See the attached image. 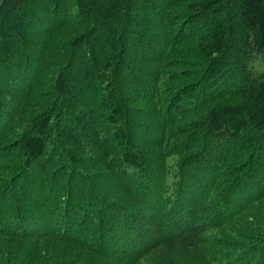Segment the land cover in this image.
Instances as JSON below:
<instances>
[{
  "label": "trees",
  "instance_id": "16d2710c",
  "mask_svg": "<svg viewBox=\"0 0 264 264\" xmlns=\"http://www.w3.org/2000/svg\"><path fill=\"white\" fill-rule=\"evenodd\" d=\"M252 188L264 0H0V264H264Z\"/></svg>",
  "mask_w": 264,
  "mask_h": 264
},
{
  "label": "rangeland",
  "instance_id": "374dc122",
  "mask_svg": "<svg viewBox=\"0 0 264 264\" xmlns=\"http://www.w3.org/2000/svg\"><path fill=\"white\" fill-rule=\"evenodd\" d=\"M233 52H234V50H232ZM230 53V52H229ZM231 54V53H230ZM158 61V60H157ZM157 61H155L157 64H159ZM149 63L151 62V60L150 61H148ZM155 66H158V65H155ZM172 66V65H171ZM159 69V68H158ZM184 69H186V70H188L189 68H184ZM190 69H192V70H197L198 71V68L197 67H191ZM172 69H168V70H166V71H162V74L163 75H167L168 76V74L170 75L171 74V71ZM191 70V71H192ZM157 72V71H156ZM193 72H196V71H193ZM199 72V71H198ZM123 76V79H125V76L124 75H122ZM5 84V83H4ZM114 86V85H113ZM127 87H129V92H132L131 91V89H130V84L129 83H127V85H126ZM131 86H132V84H131ZM110 88H111V86H110ZM32 95V94H31ZM31 95H28L27 97H30ZM28 99V98H27ZM146 99H148V98H146ZM218 102H221V101H218ZM9 109V108H8ZM97 115L99 116V120H98V123H100V122H102V118H103V112L101 111V109H100V112H99V110L97 109ZM150 123V122H149ZM143 126V125H142ZM144 126L145 127H149V125H145L144 124ZM9 132V131H8ZM114 146H116V144H114ZM54 160H55V158H54ZM58 162H60V160H58ZM89 163H91V160L89 161ZM34 168V167H33ZM38 168V166L36 167V169ZM35 169V168H34ZM41 169H39V171H40ZM73 170V169H72ZM37 171V170H36ZM69 175H70V170L68 171V175H67V179L69 178ZM37 176H38V178H39V180H40V182L42 183V187H43V185H44V183H46V181H48L49 183L50 182H53V181H51L50 180V177H49V174H45V173H43V171H40L38 174H37ZM43 190V189H42ZM252 190H253V188H252ZM42 192V191H41ZM236 193H235V196H239L241 193L239 192V189L238 190H236L235 191ZM262 192V193H261ZM259 193H261V196H263L264 195V190H263V188H261V190H259V191H256V192H254V190H253V193H252V198L255 196V194H259ZM254 195V196H253ZM216 208V207H215ZM241 209V207L240 208H238V209H235L234 210V212H238V211H241L240 210ZM116 236V235H115ZM115 236L113 237V238H115ZM116 238H118V236H116Z\"/></svg>",
  "mask_w": 264,
  "mask_h": 264
}]
</instances>
